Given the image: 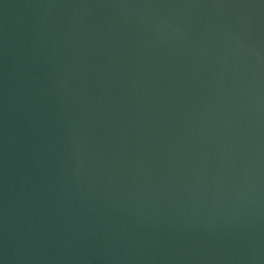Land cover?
I'll return each instance as SVG.
<instances>
[{
  "label": "water",
  "instance_id": "1",
  "mask_svg": "<svg viewBox=\"0 0 264 264\" xmlns=\"http://www.w3.org/2000/svg\"><path fill=\"white\" fill-rule=\"evenodd\" d=\"M0 264H264V0H0Z\"/></svg>",
  "mask_w": 264,
  "mask_h": 264
}]
</instances>
